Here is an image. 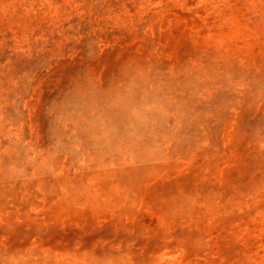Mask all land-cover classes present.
Segmentation results:
<instances>
[{
	"label": "rangeland",
	"instance_id": "1",
	"mask_svg": "<svg viewBox=\"0 0 264 264\" xmlns=\"http://www.w3.org/2000/svg\"><path fill=\"white\" fill-rule=\"evenodd\" d=\"M0 264H264V0H0Z\"/></svg>",
	"mask_w": 264,
	"mask_h": 264
}]
</instances>
